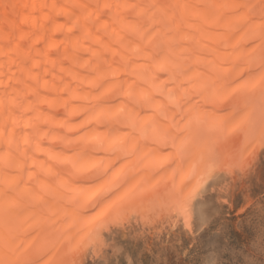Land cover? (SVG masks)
<instances>
[{"label": "bare ground", "instance_id": "1", "mask_svg": "<svg viewBox=\"0 0 264 264\" xmlns=\"http://www.w3.org/2000/svg\"><path fill=\"white\" fill-rule=\"evenodd\" d=\"M263 146L264 0H0V264L189 229L216 161Z\"/></svg>", "mask_w": 264, "mask_h": 264}, {"label": "rangeland", "instance_id": "2", "mask_svg": "<svg viewBox=\"0 0 264 264\" xmlns=\"http://www.w3.org/2000/svg\"><path fill=\"white\" fill-rule=\"evenodd\" d=\"M220 161L193 198L189 229L179 213L113 222L80 264H264V146L244 174L222 173Z\"/></svg>", "mask_w": 264, "mask_h": 264}]
</instances>
